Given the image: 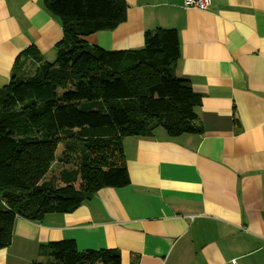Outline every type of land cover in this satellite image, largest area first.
<instances>
[{"label":"crops","instance_id":"1","mask_svg":"<svg viewBox=\"0 0 264 264\" xmlns=\"http://www.w3.org/2000/svg\"><path fill=\"white\" fill-rule=\"evenodd\" d=\"M126 2V21L86 40L128 51L148 29H176V74L201 95L203 132L124 139L131 183L39 222L17 217L0 264H30L64 238L116 248L122 264H264V0ZM63 34L43 0H0V87L25 51L52 55Z\"/></svg>","mask_w":264,"mask_h":264},{"label":"trees","instance_id":"2","mask_svg":"<svg viewBox=\"0 0 264 264\" xmlns=\"http://www.w3.org/2000/svg\"><path fill=\"white\" fill-rule=\"evenodd\" d=\"M43 1L63 27L56 58L31 47L0 88V248L17 217L39 222L129 185L124 139L159 127L170 136L203 132L201 95L176 74V29H148L143 46L111 50L86 37L126 21V0ZM30 264H122V256L64 238L41 244Z\"/></svg>","mask_w":264,"mask_h":264},{"label":"built area","instance_id":"3","mask_svg":"<svg viewBox=\"0 0 264 264\" xmlns=\"http://www.w3.org/2000/svg\"><path fill=\"white\" fill-rule=\"evenodd\" d=\"M186 7H205L209 0H184Z\"/></svg>","mask_w":264,"mask_h":264},{"label":"rangeland","instance_id":"4","mask_svg":"<svg viewBox=\"0 0 264 264\" xmlns=\"http://www.w3.org/2000/svg\"><path fill=\"white\" fill-rule=\"evenodd\" d=\"M51 54V53H50ZM56 58V49L54 50V52H52V55H49V56H46L45 57V59L47 60V61H54V59ZM1 87H4V84H3V86H1ZM0 87V88H1Z\"/></svg>","mask_w":264,"mask_h":264}]
</instances>
